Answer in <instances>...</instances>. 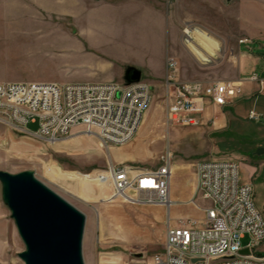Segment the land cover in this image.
<instances>
[{"label": "rangeland", "instance_id": "1", "mask_svg": "<svg viewBox=\"0 0 264 264\" xmlns=\"http://www.w3.org/2000/svg\"><path fill=\"white\" fill-rule=\"evenodd\" d=\"M260 8L264 0H0V83L122 84L126 70L135 67L142 72L141 80L150 85L152 100L135 136L120 147L137 157L125 164L156 169L170 149V188L182 191L190 183L192 168H177L180 164L234 159L241 180L254 187L255 202L264 211V153L257 154L264 149V117L262 122L249 119L253 103L235 101L227 107L230 125L214 135L210 122L169 128L162 84L168 57L177 60L184 79L204 76L215 82L234 75L229 64L232 50L246 38L248 20L244 17L254 19ZM259 17L264 22V11ZM256 72L264 77V65ZM37 128V123L27 125L30 131ZM11 132L18 144H4L1 171L33 172L86 215V264H154L163 250L168 216L172 225L178 222V213L194 210L202 214V208L209 206L198 196L194 204L173 205L167 213L154 206L113 200L106 170L117 160L110 148L98 147L96 136L77 132L68 146ZM0 202V264H24L19 254L26 248L2 189ZM241 243L247 246L250 237L246 235Z\"/></svg>", "mask_w": 264, "mask_h": 264}, {"label": "built area", "instance_id": "2", "mask_svg": "<svg viewBox=\"0 0 264 264\" xmlns=\"http://www.w3.org/2000/svg\"><path fill=\"white\" fill-rule=\"evenodd\" d=\"M243 42V41H241ZM178 62L166 61L164 102L166 126L199 127L205 124L207 106L225 107L243 96V85L232 81L181 82ZM264 91V78L249 79ZM152 100L151 87L139 82H7L0 83V124L24 136L54 144L76 128L94 135L103 148L129 143ZM262 115L249 112L260 122ZM37 123L36 131L27 129ZM156 169L109 163L112 199L137 206L170 209L172 154L168 149ZM197 179L193 199L199 196L203 221L180 220L174 227L168 217L163 250L154 264H264V214L255 202L254 187L241 180L234 159L201 160L195 164ZM248 235L251 243L242 246ZM248 250L247 254L242 253Z\"/></svg>", "mask_w": 264, "mask_h": 264}, {"label": "water", "instance_id": "3", "mask_svg": "<svg viewBox=\"0 0 264 264\" xmlns=\"http://www.w3.org/2000/svg\"><path fill=\"white\" fill-rule=\"evenodd\" d=\"M141 78L142 72L135 67L125 72L127 84ZM262 153L264 149L257 151ZM0 183L3 201L26 248L19 254L24 264H86L85 214L31 171L11 174L0 170Z\"/></svg>", "mask_w": 264, "mask_h": 264}, {"label": "crops", "instance_id": "4", "mask_svg": "<svg viewBox=\"0 0 264 264\" xmlns=\"http://www.w3.org/2000/svg\"><path fill=\"white\" fill-rule=\"evenodd\" d=\"M264 8H260V14L259 12H254L253 18H247L245 20L246 23L244 24V28L247 30L246 34L244 36L246 37L245 39H241L236 45L237 47L232 50V59H231V64L233 65V69L235 70L234 75L229 76L228 79H225L224 81H232L236 83H241L243 85V96L238 99L236 102L240 103H253V107L251 110H255L256 107H261V109L258 113L262 115V118L264 117V91H260V88L257 83L249 81V77L253 73H257L256 69L260 64L264 65V44L261 42H264V22L260 20L259 15L263 13ZM244 12V11H243ZM246 15V13L244 12ZM258 15V17H257ZM259 19L260 22H258ZM259 30V31H254V30ZM243 41V42H241ZM245 46V49H244ZM167 61V59H166ZM166 61L162 69V84L164 86V80L166 77ZM224 63V61L222 62ZM230 67V66H228ZM229 75V73H228ZM227 77V74H226ZM262 77V76H261ZM178 80L181 82H190V81H202L205 83H209L210 81H207L204 76H201L199 79L194 80H188L184 79L182 77V73L178 72L177 76ZM264 78V77H263ZM235 103V102H234ZM233 105V104H230ZM230 105H227L225 107H219V106H214L212 104H209L207 106L206 112H205V124L206 122H210L213 124L212 127V135L218 133V132H223L226 130L230 123L228 119V111L227 107ZM256 106V107H255ZM250 110V111H251ZM261 118V122L263 119ZM0 127L3 129V135L0 136L1 142H0V170H4L3 164L5 163V155L6 152L5 150H2L6 145L8 146H13L15 147L18 143L15 141V135L11 130L9 131L8 128L0 124ZM82 128H76L74 129L69 137L61 140V142H56V143H61V144H66L69 146L70 141L74 138L75 133L79 132L82 134ZM5 144V146H4ZM97 145L99 148H101V144L98 141ZM122 146H111L110 150H112L114 156L116 157V162H113L114 164H125L128 162L136 161L137 157L134 153H130L129 150H125ZM145 152H147V148H144ZM146 158V154L144 155ZM147 159V158H146ZM145 159V160H146ZM140 160V159H139ZM186 167H191V176H190V183L185 185L182 189V191L177 190V191H171L170 188V200L172 202L171 206L179 205V204H190L189 202L193 199L195 190H196V184H197V179H196V174H195V165H190V166H185L184 164H180L177 166V168L180 169H186ZM173 172V170H172ZM248 183V182H245ZM2 185L0 183V193H1ZM257 205V204H256ZM158 208L164 209L165 212L169 213L170 209L168 210L165 207L162 206H154ZM257 207L262 211V207L260 204L257 205ZM3 209V208H2ZM3 213H5V210L3 209ZM177 212V211H176ZM264 212V211H262ZM169 217V216H168ZM205 215L204 213L202 214H196L194 210H187L184 213H178L177 214V219L178 222H175L172 224L174 227H178L181 225L180 220H183L184 222L188 220L192 221H203ZM1 202H0V221H1ZM168 220V218H167ZM166 232V229H165ZM165 242V240H164ZM164 247V246H163Z\"/></svg>", "mask_w": 264, "mask_h": 264}, {"label": "bare ground", "instance_id": "5", "mask_svg": "<svg viewBox=\"0 0 264 264\" xmlns=\"http://www.w3.org/2000/svg\"><path fill=\"white\" fill-rule=\"evenodd\" d=\"M186 34H190V31L189 30H186L185 32ZM202 34V33H201ZM211 47V46H210ZM200 53V52H199Z\"/></svg>", "mask_w": 264, "mask_h": 264}]
</instances>
